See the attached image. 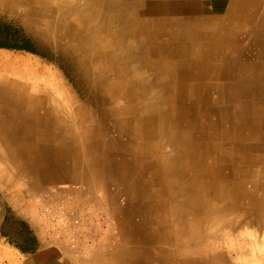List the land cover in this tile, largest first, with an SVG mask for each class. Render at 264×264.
Returning a JSON list of instances; mask_svg holds the SVG:
<instances>
[{
  "label": "rangeland",
  "instance_id": "obj_1",
  "mask_svg": "<svg viewBox=\"0 0 264 264\" xmlns=\"http://www.w3.org/2000/svg\"><path fill=\"white\" fill-rule=\"evenodd\" d=\"M30 1L0 4L38 52L0 48L29 64L0 78V264H264V0Z\"/></svg>",
  "mask_w": 264,
  "mask_h": 264
},
{
  "label": "bare ground",
  "instance_id": "obj_2",
  "mask_svg": "<svg viewBox=\"0 0 264 264\" xmlns=\"http://www.w3.org/2000/svg\"><path fill=\"white\" fill-rule=\"evenodd\" d=\"M89 15H90V11L84 10V8H79V9H77V8H72V9L66 8L65 12L62 15V17H64V19H70L71 21L74 22L75 25L73 27L71 24L68 25L69 22L67 23V25H68L67 31L69 32V35H71V37L73 36L75 38L74 41L77 44L84 42L85 41V33L90 32V30H88L86 25H85ZM57 20H59L58 22H61V18H57ZM82 29H87V30L85 32ZM91 39L92 40H90V39L86 40L89 42V45H100V49H105V50L107 49L106 51H111L110 46L113 45V43L115 45V41L113 38L105 37V33H104L103 29H100L98 32L96 31L95 38L94 39L91 38ZM21 67L28 68L29 67L28 62L22 61L21 59L20 60L16 59V57L11 55V54H2L0 56V78L1 77L6 78V77H11V76H19L20 77L22 75L21 74L22 73ZM25 73L29 75V73H27V70ZM13 85H15V84H13Z\"/></svg>",
  "mask_w": 264,
  "mask_h": 264
},
{
  "label": "trees",
  "instance_id": "obj_3",
  "mask_svg": "<svg viewBox=\"0 0 264 264\" xmlns=\"http://www.w3.org/2000/svg\"><path fill=\"white\" fill-rule=\"evenodd\" d=\"M0 48H9L17 50H25L32 53H38L34 47L25 40H22L19 34L8 25L0 22ZM24 252L28 249L22 245H18Z\"/></svg>",
  "mask_w": 264,
  "mask_h": 264
},
{
  "label": "crops",
  "instance_id": "obj_4",
  "mask_svg": "<svg viewBox=\"0 0 264 264\" xmlns=\"http://www.w3.org/2000/svg\"><path fill=\"white\" fill-rule=\"evenodd\" d=\"M16 1L18 2L19 0H0V4H3L4 6H8L10 3H14ZM32 1L33 4L43 6L42 2L46 0H31L30 2ZM53 249H55L53 245H41V247L37 251V254L36 255L30 254L31 257L27 258V262L24 264H61L60 262H58V260L57 261L54 260L57 259L58 257L53 255L54 254Z\"/></svg>",
  "mask_w": 264,
  "mask_h": 264
},
{
  "label": "built area",
  "instance_id": "obj_5",
  "mask_svg": "<svg viewBox=\"0 0 264 264\" xmlns=\"http://www.w3.org/2000/svg\"><path fill=\"white\" fill-rule=\"evenodd\" d=\"M79 1H83V0H79Z\"/></svg>",
  "mask_w": 264,
  "mask_h": 264
}]
</instances>
